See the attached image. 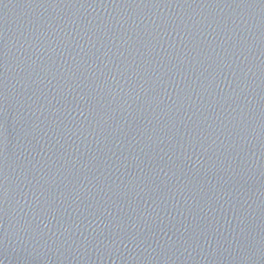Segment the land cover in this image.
<instances>
[{
	"label": "water",
	"instance_id": "95a60500",
	"mask_svg": "<svg viewBox=\"0 0 264 264\" xmlns=\"http://www.w3.org/2000/svg\"><path fill=\"white\" fill-rule=\"evenodd\" d=\"M0 264H264V0H0Z\"/></svg>",
	"mask_w": 264,
	"mask_h": 264
}]
</instances>
